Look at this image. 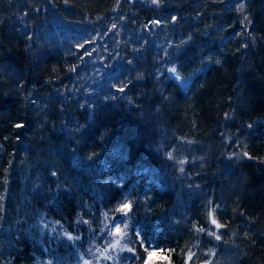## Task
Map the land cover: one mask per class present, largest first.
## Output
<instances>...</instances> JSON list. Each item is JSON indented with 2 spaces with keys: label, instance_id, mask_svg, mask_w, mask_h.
I'll use <instances>...</instances> for the list:
<instances>
[{
  "label": "trees",
  "instance_id": "1",
  "mask_svg": "<svg viewBox=\"0 0 264 264\" xmlns=\"http://www.w3.org/2000/svg\"><path fill=\"white\" fill-rule=\"evenodd\" d=\"M107 223L121 264H264V0H0V264Z\"/></svg>",
  "mask_w": 264,
  "mask_h": 264
},
{
  "label": "rangeland",
  "instance_id": "2",
  "mask_svg": "<svg viewBox=\"0 0 264 264\" xmlns=\"http://www.w3.org/2000/svg\"><path fill=\"white\" fill-rule=\"evenodd\" d=\"M147 2H152V0H146ZM172 76L178 81L181 87L186 90L189 86L188 81L182 79L178 74L172 73ZM107 227V228H106ZM121 232L115 234V225L107 223L103 230H107L105 234L106 240L100 247H96L91 257L85 260L81 264H121L120 256L124 251H132L131 243L128 238V229L126 232V227L119 225Z\"/></svg>",
  "mask_w": 264,
  "mask_h": 264
},
{
  "label": "snow or ice",
  "instance_id": "3",
  "mask_svg": "<svg viewBox=\"0 0 264 264\" xmlns=\"http://www.w3.org/2000/svg\"><path fill=\"white\" fill-rule=\"evenodd\" d=\"M160 2H161V0H152V3H153V4H157V5H158V4H160ZM245 19H247V17H245ZM173 21H175V18H173ZM153 23L156 24V25H159V24H160V21H159V20H155V21H153ZM188 39H191V37H189ZM245 47H247V45H245ZM90 53H91V50H89V54H90ZM169 71L175 73V72H176V69H175V68H171V69H169ZM118 91H120V92H124L125 89H124L123 87H121V88L118 89ZM33 103H35V101H33ZM15 127H17V128H22V127H23V124H16ZM249 127H251V125H249ZM243 156L246 157V158L249 159V160L253 159V157L250 156L247 152H244V153H243ZM170 158H171V157H170ZM229 158L231 159V158H234V157H233V156H230ZM182 163H183V161H182ZM180 171L183 172L184 169L181 168ZM53 175H56V173L53 172ZM117 210H118L120 213H122L123 216L126 217V216H128V215L132 212V204H131V202H125V203L121 204V205L118 207ZM209 215H210V219H211V224L214 225L215 228L219 229V228L223 227V225H221L220 223H218L217 220H216L215 218L212 217V214H211V213H210ZM126 226H127V225H125V227H126ZM197 230L200 231V232H203V231H204L203 228H200V229H197ZM120 232H121V229H120V227H119V224H116V225H115V234H119ZM208 234H209V235H215L214 232H209ZM68 238H69L70 240L73 239L71 236H69ZM215 238H216L217 240H220V239H221V237H220L219 235H216ZM86 264H87V262H86Z\"/></svg>",
  "mask_w": 264,
  "mask_h": 264
}]
</instances>
